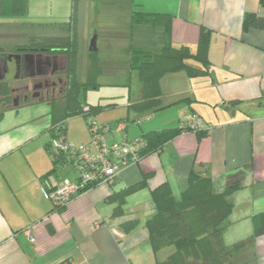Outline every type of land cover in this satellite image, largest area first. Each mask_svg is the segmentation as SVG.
<instances>
[{
	"label": "crops",
	"instance_id": "crops-1",
	"mask_svg": "<svg viewBox=\"0 0 264 264\" xmlns=\"http://www.w3.org/2000/svg\"><path fill=\"white\" fill-rule=\"evenodd\" d=\"M135 6L169 14L170 31L158 25L132 24ZM248 15L263 20L245 25ZM68 21L51 26L33 23L39 26L34 35L64 34L65 30L60 32ZM52 26L59 28L49 31ZM202 32L207 40L206 61L192 58L189 62L205 71L195 76L185 69L165 72L158 81L159 106L132 107L140 98L141 83L129 65L130 48L157 50L170 42L187 46L194 54ZM75 33L74 77L87 84L85 88H97V78L104 72L111 75L103 79L110 80L119 67L127 74L137 73L136 93H128L125 115L102 122L110 127L105 135L108 142L121 140L114 130L119 122L125 123L128 139L177 127L192 116L202 120L203 131L187 130L165 140L158 150L123 167L112 184L94 185L55 210L42 188L52 186L50 175L54 180L76 181L77 171L64 164L55 174H48L53 164L45 145L57 134L51 129L54 123L64 128L57 127L56 132L62 130L66 137L68 120L77 114L65 113L63 96L54 101L33 99L3 110L0 264H56L63 259L72 264H157L169 251L154 252L148 242L146 221L155 210L152 189L167 182L179 199L190 171L210 175L215 192L224 191L230 178L239 181L227 195L232 207L222 239L228 246L244 244L236 261L264 264V235L253 238V215L264 211V6L260 0H78ZM94 37L95 50L90 49ZM14 46L0 50L14 51ZM6 59L4 77L10 81L14 62ZM68 63L66 55L63 66ZM81 103L90 105L82 99ZM42 105L44 110L38 112L36 108ZM116 106L111 102L92 113ZM22 108L32 110L27 119L20 117ZM145 113L150 118H139ZM44 132L48 136L43 139ZM33 142L37 151L45 150L48 159L39 160L40 153L29 152ZM141 181V186L121 197L124 188Z\"/></svg>",
	"mask_w": 264,
	"mask_h": 264
},
{
	"label": "trees",
	"instance_id": "trees-1",
	"mask_svg": "<svg viewBox=\"0 0 264 264\" xmlns=\"http://www.w3.org/2000/svg\"><path fill=\"white\" fill-rule=\"evenodd\" d=\"M28 0H0V15L3 18H21L27 13ZM78 0H73V12L69 17L67 26L62 27L64 34L39 33L27 37L22 45H15L16 50H31L36 52H61L67 55L69 61L66 72L68 77V89L63 96V103L68 115L81 114L86 116L102 106H91L85 111L81 103V92L87 84L79 83L74 77V61L76 57V33L75 24L77 18ZM264 6V0H260ZM169 14L163 12H148L140 7L133 9L131 14L132 24L162 26L166 33L170 31ZM262 18L248 15L245 25H258ZM21 22H16L19 24ZM23 23V22H22ZM1 25V23H0ZM4 25V24H2ZM8 26V23L5 26ZM206 37L202 32L196 53H191L187 46H174L170 42L163 44L157 50H149L132 46L129 50V65L138 73L141 83L140 98L131 106L145 108L156 104L159 106V77L169 71L185 69L190 76L203 73V67L189 62L196 59L206 61ZM2 46V45H1ZM0 46V47H1ZM4 47V46H2ZM1 47V48H2ZM93 58L96 55L92 54ZM89 81V85L92 86ZM63 120L60 119L59 122ZM61 123V122H60ZM90 121H88L89 125ZM52 125L53 133L63 134L61 125ZM57 127L62 128L56 132ZM202 127V126H201ZM195 130L202 133V128L191 129L186 123H180L177 127L163 129L161 131L147 132L140 136L145 137L146 145L139 152V159L159 149L165 140L187 131ZM55 134V135H57ZM64 135V134H63ZM47 152L52 155V167L48 174L53 173L60 165L67 164L63 152L50 148V140L45 145ZM118 177V176H117ZM115 177L111 184L117 179ZM142 185V181L126 187L120 193L121 197L133 188ZM239 186V181L233 178L222 192H215L212 179L207 173L190 171L187 175V185L181 192L179 199L173 196L171 187L167 182H162L152 189V198L155 205L153 214L146 221L148 242L154 252L168 249V254L157 264H250L249 261H236L235 255L243 248L244 244L225 245L222 239V231L232 204L227 195ZM54 208V207H53ZM253 238L264 235V211L253 215ZM56 264H72L70 259H63Z\"/></svg>",
	"mask_w": 264,
	"mask_h": 264
},
{
	"label": "rangeland",
	"instance_id": "rangeland-1",
	"mask_svg": "<svg viewBox=\"0 0 264 264\" xmlns=\"http://www.w3.org/2000/svg\"><path fill=\"white\" fill-rule=\"evenodd\" d=\"M77 11V7H76ZM73 12V1L72 0H28L27 1V13L24 17L21 18H3L0 15V23L4 25H0V45L4 47L11 48L15 45L25 44L27 41V37L30 35H34V31L39 26L35 25H49L58 24L59 22L65 21L69 19L70 15ZM124 19V17L122 16ZM102 21V18L99 19V22ZM16 22H21L16 24ZM23 22V23H22ZM8 23V26L5 24ZM48 23V24H45ZM111 24V21L107 22ZM34 27V28H33ZM59 26L49 27V31H55ZM45 29V30H48ZM38 31V30H37ZM64 32V29L61 30L60 33ZM84 30L80 31V37L82 36ZM91 36L93 35L92 31L90 32ZM78 42H80L78 36ZM119 67V66H118ZM120 68V69H119ZM119 71L117 74L112 75L110 80L103 79V77H107L111 74H107L104 72L101 77L97 78L99 82V86L97 88L88 87L82 90L81 99L82 101L88 102L91 106H105L108 103L115 102L117 103L116 108H112L109 110L98 111L97 113H90L86 116L81 114L74 115L70 117L67 123V140L78 146L82 144L80 142L81 139H86V143L91 141V135L88 129V121L92 120L99 125L113 121L115 118L124 116L126 113V104L129 95L135 94L137 89V73L132 70L127 74L124 72L122 67H119ZM99 104V105H97ZM38 112L44 110V106H38ZM32 111L30 108H22L20 113V117L22 119H27L28 114ZM151 113V112H149ZM149 113H145L144 115L139 116L142 118L143 116L148 115ZM120 114V115H118ZM138 117V115L133 114ZM136 117V118H137ZM111 118H114L111 120ZM132 120V119H131ZM104 122V123H102ZM43 139L48 136L47 132L42 133L40 135ZM106 138V137H105ZM42 139V140H43ZM75 140V141H74ZM108 140V137L106 138ZM75 142V143H74ZM31 147V148H30ZM29 152L32 154L40 153L37 158H46L48 159V155L45 150L37 151L35 149V143L33 142L31 146L29 145ZM43 160V159H42ZM66 168L71 171L74 169L72 164H66Z\"/></svg>",
	"mask_w": 264,
	"mask_h": 264
},
{
	"label": "built area",
	"instance_id": "built-area-1",
	"mask_svg": "<svg viewBox=\"0 0 264 264\" xmlns=\"http://www.w3.org/2000/svg\"><path fill=\"white\" fill-rule=\"evenodd\" d=\"M83 109L87 111L89 107L85 105ZM150 116L147 115L144 119ZM89 121L88 129L92 138L89 143L76 146L60 133L50 139V148L63 152L65 163L72 164L77 171L76 181L62 177L54 180L53 175H50L52 186L42 188L55 210L63 209L75 196L94 185L111 183L123 167L139 160V152L146 145L145 137L128 139L123 132V122H119L114 129L121 135V140L108 142L105 135L109 133L110 127ZM186 124L191 129L203 126L202 120L197 116H192Z\"/></svg>",
	"mask_w": 264,
	"mask_h": 264
},
{
	"label": "flooded vegetation",
	"instance_id": "flooded-vegetation-1",
	"mask_svg": "<svg viewBox=\"0 0 264 264\" xmlns=\"http://www.w3.org/2000/svg\"><path fill=\"white\" fill-rule=\"evenodd\" d=\"M0 56V62L1 58L8 57L14 62L13 80L0 79V112L33 99L54 101L67 91L68 77L64 72L67 67L63 66L65 53L18 49L0 50Z\"/></svg>",
	"mask_w": 264,
	"mask_h": 264
},
{
	"label": "water",
	"instance_id": "water-1",
	"mask_svg": "<svg viewBox=\"0 0 264 264\" xmlns=\"http://www.w3.org/2000/svg\"><path fill=\"white\" fill-rule=\"evenodd\" d=\"M90 49L95 50V37L91 40ZM8 71L7 60L1 59L0 62V79H2Z\"/></svg>",
	"mask_w": 264,
	"mask_h": 264
}]
</instances>
